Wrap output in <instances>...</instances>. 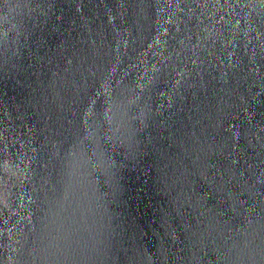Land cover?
<instances>
[{
  "label": "water",
  "instance_id": "water-1",
  "mask_svg": "<svg viewBox=\"0 0 264 264\" xmlns=\"http://www.w3.org/2000/svg\"><path fill=\"white\" fill-rule=\"evenodd\" d=\"M0 264H264V0H0Z\"/></svg>",
  "mask_w": 264,
  "mask_h": 264
}]
</instances>
